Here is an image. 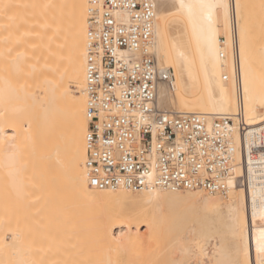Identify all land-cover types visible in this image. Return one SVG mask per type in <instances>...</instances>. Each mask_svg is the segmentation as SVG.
Masks as SVG:
<instances>
[{
  "label": "bare ground",
  "instance_id": "bare-ground-1",
  "mask_svg": "<svg viewBox=\"0 0 264 264\" xmlns=\"http://www.w3.org/2000/svg\"><path fill=\"white\" fill-rule=\"evenodd\" d=\"M197 2L154 0V106L232 119L225 194L90 187L87 0H0V170L32 198L46 264H264V42L250 51L243 0Z\"/></svg>",
  "mask_w": 264,
  "mask_h": 264
},
{
  "label": "built area",
  "instance_id": "built-area-1",
  "mask_svg": "<svg viewBox=\"0 0 264 264\" xmlns=\"http://www.w3.org/2000/svg\"><path fill=\"white\" fill-rule=\"evenodd\" d=\"M154 0H87L85 165L89 186L225 194L232 119L154 106ZM235 47V42H234ZM170 81L169 69L160 73Z\"/></svg>",
  "mask_w": 264,
  "mask_h": 264
},
{
  "label": "rangeland",
  "instance_id": "rangeland-1",
  "mask_svg": "<svg viewBox=\"0 0 264 264\" xmlns=\"http://www.w3.org/2000/svg\"><path fill=\"white\" fill-rule=\"evenodd\" d=\"M243 1L250 51L255 52L264 42V0ZM132 194L137 195V192ZM27 198L25 203L24 194L17 192L0 170V264H17L14 257L15 248L11 243V240L16 238L27 245L29 264H46L44 256L39 255L33 201L30 195ZM207 247L209 251L210 245Z\"/></svg>",
  "mask_w": 264,
  "mask_h": 264
},
{
  "label": "snow or ice",
  "instance_id": "snow-or-ice-1",
  "mask_svg": "<svg viewBox=\"0 0 264 264\" xmlns=\"http://www.w3.org/2000/svg\"><path fill=\"white\" fill-rule=\"evenodd\" d=\"M180 7H181V8H187V10L189 11V13H191L192 8H193V5H191V4L185 5V4L183 3V0H181ZM195 7H198V8H206V9L211 10L212 8L216 7V5H213V4H206V3L203 2V0H198V2H197V4L195 5ZM223 7L226 8L227 5H223ZM209 15H210V13H209ZM260 236H261V240L264 241V231L261 232ZM260 250H261V251H264V243H262Z\"/></svg>",
  "mask_w": 264,
  "mask_h": 264
}]
</instances>
